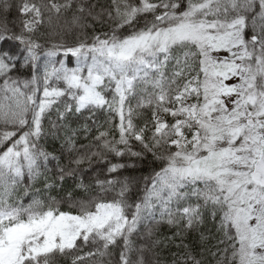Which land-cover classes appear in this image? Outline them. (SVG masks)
<instances>
[{
  "label": "snow or ice",
  "instance_id": "6c2138e0",
  "mask_svg": "<svg viewBox=\"0 0 264 264\" xmlns=\"http://www.w3.org/2000/svg\"><path fill=\"white\" fill-rule=\"evenodd\" d=\"M0 264H264V0H0Z\"/></svg>",
  "mask_w": 264,
  "mask_h": 264
}]
</instances>
